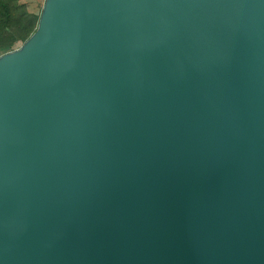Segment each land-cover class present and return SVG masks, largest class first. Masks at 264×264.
Instances as JSON below:
<instances>
[{
	"label": "water",
	"instance_id": "1",
	"mask_svg": "<svg viewBox=\"0 0 264 264\" xmlns=\"http://www.w3.org/2000/svg\"><path fill=\"white\" fill-rule=\"evenodd\" d=\"M0 264H264V0H42L0 53Z\"/></svg>",
	"mask_w": 264,
	"mask_h": 264
},
{
	"label": "trees",
	"instance_id": "2",
	"mask_svg": "<svg viewBox=\"0 0 264 264\" xmlns=\"http://www.w3.org/2000/svg\"><path fill=\"white\" fill-rule=\"evenodd\" d=\"M22 8L23 3L18 0H0V48L2 52L10 50L14 41L21 42L32 31L29 32L24 24L19 26L20 18L26 13ZM9 26L12 30L6 31L5 29Z\"/></svg>",
	"mask_w": 264,
	"mask_h": 264
},
{
	"label": "rangeland",
	"instance_id": "3",
	"mask_svg": "<svg viewBox=\"0 0 264 264\" xmlns=\"http://www.w3.org/2000/svg\"><path fill=\"white\" fill-rule=\"evenodd\" d=\"M19 1L23 3L22 10L26 12L25 15H23L20 18L19 26L24 24L27 27L28 31L30 32L35 26L42 0H18V2ZM5 30L6 31L12 30V27L9 26ZM19 44H20L19 40L14 41L10 49L17 47ZM1 52L2 51L0 48V53Z\"/></svg>",
	"mask_w": 264,
	"mask_h": 264
}]
</instances>
